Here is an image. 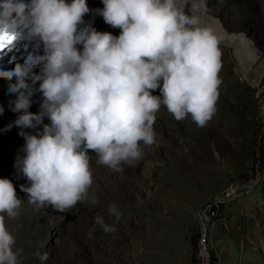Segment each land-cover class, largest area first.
<instances>
[{
  "label": "rangeland",
  "instance_id": "374dc122",
  "mask_svg": "<svg viewBox=\"0 0 264 264\" xmlns=\"http://www.w3.org/2000/svg\"><path fill=\"white\" fill-rule=\"evenodd\" d=\"M86 3L90 11L78 30L91 26L120 34L119 28L106 24L94 11L103 8L102 0ZM176 3L188 17H198L199 12L227 31L243 30L264 59V0ZM194 3L200 7L195 12ZM5 45L0 68L8 69L20 62L27 48L19 40ZM35 50L37 54L39 46ZM218 50L221 84L215 112L205 126H197L190 115L177 121L162 105L153 125L154 143L140 142L141 158L131 165L122 163L121 172L97 163L89 150L93 182L88 196L97 198L95 205L78 201L62 211L51 204L30 203L20 189L28 182L14 167L16 158L24 155L20 129L13 126L0 131V178L12 181L22 202L15 219L0 216L15 237L13 250H20L19 264H196L202 210L211 214L206 245L212 264H264V74L253 82L242 71L231 46L218 40ZM6 84L0 78V106L4 108L0 130L17 115L9 108L15 96L6 94ZM41 98L39 92L32 97L29 111L39 110ZM43 123H49L46 117ZM238 183L244 184L241 193L232 199L221 196L223 189ZM112 203L121 212L118 220L108 212ZM97 216L115 231L105 232L95 223ZM44 253L48 258L41 261L39 254Z\"/></svg>",
  "mask_w": 264,
  "mask_h": 264
},
{
  "label": "clouds",
  "instance_id": "9594fccd",
  "mask_svg": "<svg viewBox=\"0 0 264 264\" xmlns=\"http://www.w3.org/2000/svg\"><path fill=\"white\" fill-rule=\"evenodd\" d=\"M102 4L94 11L121 30L118 36L91 26L78 30L90 11L86 0H0V39H24L27 33L42 44L41 54L0 68V78L8 81L6 94L15 96L9 108L17 114L0 131L20 129L24 155L14 167L28 182L21 191L36 206L51 204L63 211L78 201L97 204L95 196H88L93 182L89 150L97 163L121 172L122 163L141 158L140 142L154 143L153 125L162 105L177 121L190 115L197 126H205L215 112L221 63L211 29L182 14L176 0ZM198 7L194 3L193 11ZM156 90L159 95H153ZM37 92L42 98L33 113L29 109ZM45 117L49 123H43ZM21 203L12 181L0 178V213L15 219ZM108 212L117 220L121 216L115 203ZM95 223L105 232L115 231L100 216ZM14 244L0 216V264H19ZM39 255L41 261L48 258Z\"/></svg>",
  "mask_w": 264,
  "mask_h": 264
},
{
  "label": "bare ground",
  "instance_id": "6f19581e",
  "mask_svg": "<svg viewBox=\"0 0 264 264\" xmlns=\"http://www.w3.org/2000/svg\"><path fill=\"white\" fill-rule=\"evenodd\" d=\"M197 16H198L197 18L199 20V24L201 26L211 29L213 33L218 37V40H221L225 44L232 47L234 56L236 57L238 63L240 64L244 74L247 77H249L253 82L259 81L260 77L264 74V59L262 58L259 49L256 47L254 40L243 30L227 31L221 26V24L218 23L216 24L211 19V17H207L204 19L199 12H197ZM19 41L25 42V47L27 48V52L24 51L22 53V59L20 60L21 63L24 62L25 58H27L30 53L36 54L35 52L37 50L35 49L38 46L40 50L38 51L37 54L42 53V44L40 43L38 38L30 37L27 35V33H25V38L19 39ZM0 43L4 44V48L3 50H0V53L5 52L6 51L5 48H7L5 44L8 43V40L0 39ZM77 47L80 48L81 45H77ZM8 62L9 61H7V63ZM1 85L4 86L3 83H1ZM36 87H38V84L36 85ZM261 115H262V120L264 121V101H262V105H261ZM229 186H236V185L231 184ZM224 198L232 199L233 197L225 196ZM199 215L201 216L200 218L201 225L199 226L201 232L200 233L201 253L196 249L197 250L196 264H212L210 259V249L206 245L207 243L206 233L208 232L207 231L208 222L211 217V214H208V212L202 210Z\"/></svg>",
  "mask_w": 264,
  "mask_h": 264
},
{
  "label": "built area",
  "instance_id": "2783aa9c",
  "mask_svg": "<svg viewBox=\"0 0 264 264\" xmlns=\"http://www.w3.org/2000/svg\"><path fill=\"white\" fill-rule=\"evenodd\" d=\"M261 143L262 145L264 144V127H262V133H261ZM244 188V184H236V186H227L226 189H223L221 192V196H230V197H235ZM212 202H210L208 205H211ZM203 219V218H202ZM197 250L201 253L200 250V232H198V237H197Z\"/></svg>",
  "mask_w": 264,
  "mask_h": 264
},
{
  "label": "snow or ice",
  "instance_id": "6c2138e0",
  "mask_svg": "<svg viewBox=\"0 0 264 264\" xmlns=\"http://www.w3.org/2000/svg\"><path fill=\"white\" fill-rule=\"evenodd\" d=\"M15 38L14 37H9L8 38V43H12V41H14ZM4 48V44L3 43H0V50H3Z\"/></svg>",
  "mask_w": 264,
  "mask_h": 264
}]
</instances>
